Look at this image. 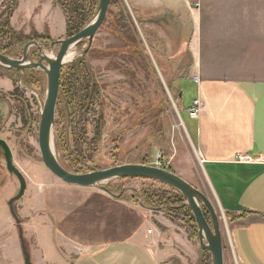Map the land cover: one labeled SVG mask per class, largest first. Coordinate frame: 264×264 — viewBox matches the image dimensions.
Segmentation results:
<instances>
[{"label": "crops", "instance_id": "0c3cea01", "mask_svg": "<svg viewBox=\"0 0 264 264\" xmlns=\"http://www.w3.org/2000/svg\"><path fill=\"white\" fill-rule=\"evenodd\" d=\"M116 1L111 11L131 15L148 49L167 63L164 69L190 56L179 96L187 86L193 95L186 111L198 97L206 109L198 119L189 117L193 134L184 121L186 131L230 218L238 264H264V0ZM33 2L39 4L34 14L54 4ZM58 12L59 24L36 23L35 30L54 39L66 34L65 15ZM17 21L11 23L15 30ZM240 155L251 162H236ZM43 189L35 199L46 217L42 229L57 237L48 244L39 240L34 264H190L202 254L163 213L154 216L106 192L58 184Z\"/></svg>", "mask_w": 264, "mask_h": 264}, {"label": "rangeland", "instance_id": "374dc122", "mask_svg": "<svg viewBox=\"0 0 264 264\" xmlns=\"http://www.w3.org/2000/svg\"><path fill=\"white\" fill-rule=\"evenodd\" d=\"M76 1L89 7L87 0ZM42 2L54 3L51 6L52 10H48L49 12L45 14L46 9L43 3V8L38 10L40 12L34 14V9L37 10L39 4L34 5L33 0L0 1V54L21 60L24 56V46L31 41H37L40 46H43L44 52L51 58L58 54L60 46L54 49L46 48L42 44L45 42L33 38L35 35L50 37L48 32L39 34L35 30L36 23L38 25L42 22L44 24L61 22L58 8L63 11L62 7L54 0H42ZM21 3L24 4L22 10H25L24 15L18 12ZM111 12L109 8L107 18L93 43L85 41L82 46L73 48V59L62 69V73H67L68 66L85 55L89 60L92 74L89 80H83L78 85L77 102L85 103L88 106L87 111L78 109L75 120L69 124L62 117L63 107L62 110L57 107L53 141L59 162L67 170L73 168L74 173L81 174L129 164L156 167L159 155H162L164 170L182 178L204 193L213 203L220 218L225 264H238L232 243L230 218L222 209L208 180L204 164L198 158L199 150L194 139L186 131L185 120L189 131L193 134L189 110L186 111L193 94L186 86L184 97L180 99L178 85L179 81L187 76L186 67L191 62L190 56L187 53L183 54L182 63L178 66L175 62L173 70L164 69L167 63L159 60L148 49L137 22L135 23L131 17L136 27L139 45L132 42L135 40L134 33L132 41H129L128 37L123 39L113 32L119 16L116 17L115 14L112 16ZM11 13L10 24L17 19L18 31L12 24L11 27L15 35L24 38L26 45H15L9 48L10 42L6 41L8 35L4 37L5 32L1 33L2 25ZM128 34L131 36L129 31ZM50 38L53 41L57 38L63 40L70 37L66 33L62 37ZM127 44L131 46L123 48ZM139 46L138 50H142L144 57L136 53ZM39 54L38 46L29 49V59L33 64L38 62ZM44 64L48 67L47 63ZM27 70L30 72H26ZM27 70L19 74L12 69L0 66V139L5 140L11 147L14 164L24 175L28 185L25 197L15 203V212L21 221L19 227L10 211L9 202L19 195L20 183L17 176L7 170L3 150L0 148V264H25L20 228L23 230L26 249L31 255L33 264L34 255L38 254L39 240L46 241L45 244H48L50 238L57 237L53 235V232L44 234L42 229L46 224V217L43 209H39V201L35 200L42 188L45 193H47L46 189L53 184L64 188H80L63 183L43 163L39 150V128L41 112L47 97L48 80L45 71L41 69ZM30 77H33V85H31L32 82L29 85L26 84L24 80ZM86 83H90L91 86L97 85L96 89L93 88L91 99L88 95L86 97L85 91L82 90ZM16 89L19 92L13 95ZM180 101H182V109L179 105ZM84 189L101 193L105 192L103 189H106L109 194L144 208L140 203L141 195L147 191H168L169 187L147 179H115ZM144 210L154 213V216L158 213L165 214L164 217L181 226L189 235V239L194 242L197 250L200 249L199 236L194 234L196 222L181 217L176 211L171 213L172 216L162 211L147 208ZM207 216L211 221L208 213ZM199 252L202 253V251ZM205 252L198 257L199 260L194 256L190 264H201ZM207 253L208 264H213L211 254ZM176 263L178 264V261Z\"/></svg>", "mask_w": 264, "mask_h": 264}, {"label": "water", "instance_id": "95a60500", "mask_svg": "<svg viewBox=\"0 0 264 264\" xmlns=\"http://www.w3.org/2000/svg\"><path fill=\"white\" fill-rule=\"evenodd\" d=\"M111 1L112 0H99L97 14L86 27L70 38L52 43V49L60 46L58 54L52 59L45 54L43 46L35 42H30L25 46L24 56L21 60L12 59L0 54V66L8 69H17L23 72L27 69H41L45 71L47 75V97L41 113L39 150L44 165L54 176L67 185L80 188H93L101 183L115 179H147L175 189L182 194L193 214L198 227V236L202 253L204 251L209 252L212 256L213 264H225L224 239L221 231L220 218L213 203L204 193L191 186L176 174L164 169L139 164L123 165L108 170L80 174L67 170L59 162L55 154L53 130L56 123L62 69L66 64L65 59L71 49L84 44L85 41H88L90 44L93 43L98 31L107 18ZM33 46H38L41 53L39 62L31 64L28 53L29 49ZM44 63H47L48 67L45 66ZM0 148L4 152L7 170L9 173L16 175L19 179V195L9 202V208L20 227L21 221L15 212V203L25 197L28 188L27 181L14 164L13 152L9 144L5 140L0 139ZM103 190L109 193L108 190ZM207 213L211 221H209ZM20 238L23 255L25 256V264H33L31 262V255L26 249L23 230L21 228Z\"/></svg>", "mask_w": 264, "mask_h": 264}, {"label": "trees", "instance_id": "16d2710c", "mask_svg": "<svg viewBox=\"0 0 264 264\" xmlns=\"http://www.w3.org/2000/svg\"><path fill=\"white\" fill-rule=\"evenodd\" d=\"M87 1L89 7H85L81 2H78L76 0H54V2H56L62 7L65 13L66 23H67V35L69 37L80 32V30L86 27V25H88L95 18L98 11L99 0H87ZM113 3H117V1L115 0L113 1ZM118 9L119 10L121 9L120 4L118 5ZM120 12L121 15H119V19L117 20V25L113 29V32H115L119 37L123 39H127L128 37L129 41H132V34L134 33L135 40L132 42L134 44L139 45L140 42L138 41L136 27L134 26L131 15L129 13L126 15V13L123 12V10H120ZM114 14L115 13L111 12V15ZM11 18H12V13L8 16L6 21H4V24L2 25L3 29L1 30V33L5 32L4 37H7L8 35L6 41L9 40L10 42L9 48L15 45L17 46L26 45L27 42L24 40V38L15 35L14 30L10 24ZM128 31L131 34V36L128 34ZM33 38L45 42L43 43L45 45H48L49 43L51 44L53 42L49 36L44 37L42 35H35L33 36ZM82 45L83 44H81L80 46ZM130 46L131 45L127 44L123 48H127ZM138 48H140V46L137 47L136 53L139 54L140 56H143L142 50L140 51L138 50ZM12 70L18 73L20 71L17 69H12ZM91 74H92V69L90 68L89 60L85 55L81 59H78L74 61L71 65H69L67 73H62L60 94L58 99V109L62 110L63 107L62 111L64 113H62V117L67 121L66 123L69 124L73 123L78 113V109L80 111L88 110L87 108L88 106L85 105V103L83 104L77 102V99H79L78 85L81 83V81L83 82V80H89ZM32 78L33 77L24 79L26 84L29 85L32 82L31 85H33L34 81ZM93 88L96 89L97 85L93 84V86H91L90 83H86L84 88L82 89L83 92L85 91L84 94L86 95V97L88 95L89 99L92 98ZM18 92H19L18 89H16L13 95ZM70 105H72V107ZM68 170L71 172H75L73 168H68ZM139 198L141 200L140 203L144 208L151 209L154 211H162L168 214H171L173 213V211H176L179 212V215L181 217H185L186 219L189 218L191 222H195L190 208L188 207V205H186V200L184 199L182 194H180L178 191H176L173 188L169 187L168 191H162V190H160L159 192L147 191ZM194 228H195L194 234L198 236V229L197 227ZM207 254H208L207 252L203 254L204 259L201 261V264H208Z\"/></svg>", "mask_w": 264, "mask_h": 264}, {"label": "built area", "instance_id": "2783aa9c", "mask_svg": "<svg viewBox=\"0 0 264 264\" xmlns=\"http://www.w3.org/2000/svg\"><path fill=\"white\" fill-rule=\"evenodd\" d=\"M198 81V78L194 79ZM206 109L205 102L201 97H198L192 103V106L189 108V115L191 119H198L202 112ZM236 162L238 163H249L251 162V158L247 155H240L236 158ZM202 163L204 164V160L202 159ZM156 168L165 169L164 164L162 163V155H159V159L156 162Z\"/></svg>", "mask_w": 264, "mask_h": 264}, {"label": "bare ground", "instance_id": "6f19581e", "mask_svg": "<svg viewBox=\"0 0 264 264\" xmlns=\"http://www.w3.org/2000/svg\"><path fill=\"white\" fill-rule=\"evenodd\" d=\"M72 50L73 49H71L70 50V52L68 53V56L66 57V59H65V63L67 64V63H69L70 61H71V59H73V55L74 54H72L73 52H72ZM51 58V57H50ZM52 59V58H51ZM196 82V84H199L200 83V81L198 80V81H195ZM199 157V156H198ZM200 162L202 163V160L200 159ZM107 193V192H106Z\"/></svg>", "mask_w": 264, "mask_h": 264}, {"label": "flooded vegetation", "instance_id": "af4514ba", "mask_svg": "<svg viewBox=\"0 0 264 264\" xmlns=\"http://www.w3.org/2000/svg\"><path fill=\"white\" fill-rule=\"evenodd\" d=\"M31 42H35V43H38L37 41H31ZM55 42V41H54ZM54 42H52V43H54ZM30 43V42H29ZM51 43V44H52ZM43 44V43H42ZM51 44H48V45H45V47L47 48V47H50L51 48ZM24 48H25V46H24ZM31 48H33V47H31ZM30 48V49H31ZM44 50V49H43ZM40 53H41V51H40ZM29 54V53H28ZM46 54V53H45ZM49 57V56H48ZM29 58H30V56H29ZM39 60H40V54H39V57H38V62H39ZM29 61L31 62V64H33L32 63V61L29 59ZM11 70V69H10ZM14 71V70H13ZM23 72V71H22ZM26 72H30V70H27ZM21 73V71H19V74ZM60 94V93H59ZM57 107H58V104H57ZM42 113V112H41ZM3 155H4V152H3Z\"/></svg>", "mask_w": 264, "mask_h": 264}]
</instances>
